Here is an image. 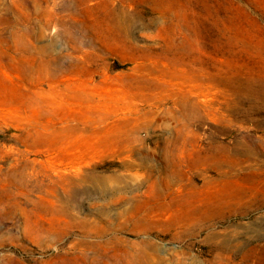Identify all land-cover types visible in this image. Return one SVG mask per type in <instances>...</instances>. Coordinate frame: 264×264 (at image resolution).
Returning <instances> with one entry per match:
<instances>
[{
	"label": "rangeland",
	"instance_id": "374dc122",
	"mask_svg": "<svg viewBox=\"0 0 264 264\" xmlns=\"http://www.w3.org/2000/svg\"><path fill=\"white\" fill-rule=\"evenodd\" d=\"M0 264H264V0H0Z\"/></svg>",
	"mask_w": 264,
	"mask_h": 264
},
{
	"label": "bare ground",
	"instance_id": "6f19581e",
	"mask_svg": "<svg viewBox=\"0 0 264 264\" xmlns=\"http://www.w3.org/2000/svg\"><path fill=\"white\" fill-rule=\"evenodd\" d=\"M174 145V147L177 146V140H174L173 143H171V145ZM175 150V148L173 149ZM171 152V153H170ZM163 159H164V167L161 169H156V173H159L157 175V177H155L156 179L153 181L154 184L157 185H161V183H165L166 186H170L172 183L176 182L179 180V173L177 170L175 169H171L168 159H169V154H171V156H175L173 153V151H170L169 146L166 145V147H164V152H163ZM148 172H154V170L152 171V169H150ZM149 178V177H148ZM189 181V179H187Z\"/></svg>",
	"mask_w": 264,
	"mask_h": 264
}]
</instances>
